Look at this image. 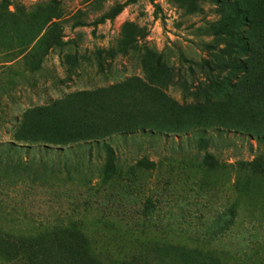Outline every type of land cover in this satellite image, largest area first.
<instances>
[{
	"label": "rangeland",
	"instance_id": "1",
	"mask_svg": "<svg viewBox=\"0 0 264 264\" xmlns=\"http://www.w3.org/2000/svg\"><path fill=\"white\" fill-rule=\"evenodd\" d=\"M0 264H264V0H0Z\"/></svg>",
	"mask_w": 264,
	"mask_h": 264
},
{
	"label": "trees",
	"instance_id": "2",
	"mask_svg": "<svg viewBox=\"0 0 264 264\" xmlns=\"http://www.w3.org/2000/svg\"><path fill=\"white\" fill-rule=\"evenodd\" d=\"M152 2H154V0H151ZM236 49L234 47H232L231 53H233V58L232 61L230 63V66L228 67L230 70H232L233 72H236L238 70L241 71H246L247 67L246 64L240 59L238 58L237 52L235 51ZM217 62V60H216ZM239 76L235 77V79H238Z\"/></svg>",
	"mask_w": 264,
	"mask_h": 264
}]
</instances>
